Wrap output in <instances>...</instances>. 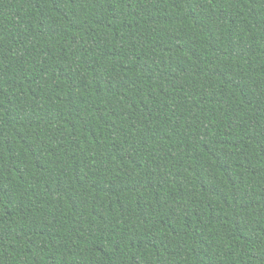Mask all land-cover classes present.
Wrapping results in <instances>:
<instances>
[{
  "label": "trees",
  "instance_id": "16d2710c",
  "mask_svg": "<svg viewBox=\"0 0 264 264\" xmlns=\"http://www.w3.org/2000/svg\"><path fill=\"white\" fill-rule=\"evenodd\" d=\"M0 264H264V0H0Z\"/></svg>",
  "mask_w": 264,
  "mask_h": 264
}]
</instances>
